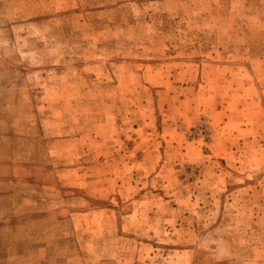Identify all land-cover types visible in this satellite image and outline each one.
<instances>
[{"label": "rangeland", "instance_id": "rangeland-1", "mask_svg": "<svg viewBox=\"0 0 264 264\" xmlns=\"http://www.w3.org/2000/svg\"><path fill=\"white\" fill-rule=\"evenodd\" d=\"M0 264H264V0H0Z\"/></svg>", "mask_w": 264, "mask_h": 264}]
</instances>
